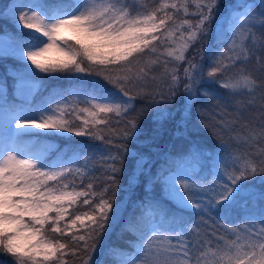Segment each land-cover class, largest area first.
Here are the masks:
<instances>
[{
    "label": "snow or ice",
    "instance_id": "6c2138e0",
    "mask_svg": "<svg viewBox=\"0 0 264 264\" xmlns=\"http://www.w3.org/2000/svg\"><path fill=\"white\" fill-rule=\"evenodd\" d=\"M154 3L25 0L5 6L19 31L4 33L6 44L29 72L83 74L67 99L39 105L30 99L17 104L0 88V256L10 264H68L69 253L80 251L87 253L82 264H96L98 248L110 264H264V190L252 191L257 178L264 185V0L236 2L223 14L221 0ZM206 41L207 68L199 48L185 55ZM158 64L159 77L153 74ZM181 93L183 104L169 110ZM137 96L155 110L150 131L143 126L145 110L135 108ZM202 98L211 104L197 107L198 123L217 148L205 153L197 147L158 176L176 206L170 212L149 194L157 179L150 150L166 123L186 134L192 105ZM57 135L100 143L73 141L62 150L42 142ZM142 136L148 152L131 150L129 142ZM205 159L211 165L206 173ZM97 163L102 177L93 174ZM125 176L123 191L133 193L143 183L145 194L124 221L121 235L132 237L126 247H105L122 216L123 200L113 209ZM81 205L87 210L80 212ZM231 217L235 225L224 223Z\"/></svg>",
    "mask_w": 264,
    "mask_h": 264
},
{
    "label": "trees",
    "instance_id": "16d2710c",
    "mask_svg": "<svg viewBox=\"0 0 264 264\" xmlns=\"http://www.w3.org/2000/svg\"><path fill=\"white\" fill-rule=\"evenodd\" d=\"M11 0H0V34L7 33L9 37H14L19 35V31L15 27V24L11 22L9 19L3 16V11L8 6ZM142 2V0H141ZM236 2L241 3H254L259 4V0H221L220 3V12L223 14L225 10H227L232 4ZM159 44V42H157ZM211 41H206L203 44L197 43L194 44L192 48H189L188 52L185 54L186 57L191 58L195 49L199 48L204 55V64L207 68L208 65V57L206 55V50L208 44ZM166 45H161L160 51H163V48ZM199 60V56H197ZM161 60H169V67L174 66L175 62L171 61V58L167 56H162ZM27 62L21 60L20 58L12 55L0 56V85L5 87L10 98L14 99L17 104H27V101L30 99L33 105H39L46 103L50 100L56 101L63 97L68 96V93L78 87L81 84V77L83 74H45L39 73L37 70L35 71V75L32 72H29L26 67ZM186 66L185 63H181L179 65V71L182 74L183 68ZM163 71L162 64H158L153 66V74L157 77ZM19 78H24L30 81H35L38 84L37 90L33 93L31 97L22 98L17 93V80ZM91 79V78H89ZM96 80L102 79L101 77H95ZM111 87V86H109ZM223 91V90H222ZM184 102L183 94L181 93L177 97L176 104L166 105L169 110H173L175 107L182 105ZM135 108L137 111L145 110V118L143 121V126L149 129V131L156 127L153 122V116L155 115V110L151 104V101L137 96L134 101ZM211 104L210 100L201 99L193 103L191 109V122L189 124V131L186 134H178L176 129L172 123L165 124L164 135L157 142V145L152 147L150 150V158H151V171L155 179L154 183L149 185L150 195L155 197L157 200L161 202V204L167 208L170 212L175 211V204L167 199L164 196V185L163 181L158 178L160 174L164 173V170L168 168L173 161L184 160L188 158L195 150V148H199L201 151L205 153H214L217 148L218 141L212 136L211 132L204 128L202 125L198 123V113L196 111L197 107L206 108ZM179 118V114H177V119ZM144 137L142 136L138 141L129 142L128 147L133 151H144L148 152L147 149H144L142 146V141ZM73 141H84L86 143L99 144V141H91L87 137H74V136H49L46 139H42L43 143L54 144L60 147L62 150L73 146ZM98 159V158H97ZM189 166H191L192 162L188 161ZM210 163L207 159L201 164V167L204 170V173L208 171L210 168ZM93 174L96 177H102V164L97 163L95 168L93 169ZM203 174V173H202ZM87 182V181H86ZM102 183V179L97 180L96 185ZM126 186V176L121 178V191H119L116 195V202L114 205L113 211H116V205H119L121 201H124V208L122 210V216L119 221L113 225V230L109 236L106 237V241L104 242V246L107 247L109 245L126 247L125 241L132 239V237L125 233L121 235V231L124 225V221L127 219V216L130 212L133 211L134 204L144 196V186L143 183L139 187L135 189L133 193H126L123 191V188ZM261 190H264V185H261L259 182V178L254 182V186L252 191L255 193H259ZM258 206V201H257ZM87 210V206H79V211L83 212ZM70 211H77L76 208L70 209ZM68 219H71L69 216ZM87 224V221H85ZM224 223H228L230 226L235 225L237 223V217H231L228 220L224 221ZM80 234H83L84 228L80 227ZM76 230L74 229L73 232ZM63 241H70L69 236H65L61 238ZM99 248L97 250V254L93 255V262L99 264L100 261H103L104 264H110V260L108 257L99 256ZM87 258V253L84 251H80L77 255L73 256L69 253L67 256L68 264H82L83 260ZM0 261L3 264H10V258H5L0 256Z\"/></svg>",
    "mask_w": 264,
    "mask_h": 264
},
{
    "label": "rangeland",
    "instance_id": "374dc122",
    "mask_svg": "<svg viewBox=\"0 0 264 264\" xmlns=\"http://www.w3.org/2000/svg\"><path fill=\"white\" fill-rule=\"evenodd\" d=\"M18 2H25V0H11V2L8 4V6H10L11 4H14V3H18ZM148 3H149V7H153L155 6V3H154V0H148ZM251 4H254L252 2H250ZM7 8L4 9L3 11V16L6 17L7 19H9L11 22H13L15 24L14 21H12L8 16H7ZM9 37V36H8ZM6 40H7V37L4 36V34H0V56H7V55H12V56H16L18 57L17 55H15L12 50L7 46L6 44ZM222 50V49H221ZM19 58V57H18ZM170 58V57H169ZM22 60V59H21ZM25 61V60H23ZM0 88H4V86H1L0 85ZM38 88V84L37 82L35 81H30V80H27V79H24V78H19L17 80V93H18V90H22L24 95L23 96H20L22 97L23 99L24 98H28V97H31L33 95V93L37 90ZM68 96L66 97H63L61 99H67ZM164 189V187H163ZM164 196L165 195V190H164Z\"/></svg>",
    "mask_w": 264,
    "mask_h": 264
}]
</instances>
